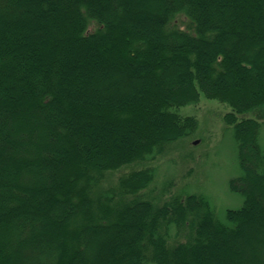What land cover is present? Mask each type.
Here are the masks:
<instances>
[{
  "label": "trees",
  "instance_id": "1",
  "mask_svg": "<svg viewBox=\"0 0 264 264\" xmlns=\"http://www.w3.org/2000/svg\"><path fill=\"white\" fill-rule=\"evenodd\" d=\"M201 92L238 144L226 220L151 195ZM263 104L264 0H0V264H264Z\"/></svg>",
  "mask_w": 264,
  "mask_h": 264
},
{
  "label": "rangeland",
  "instance_id": "2",
  "mask_svg": "<svg viewBox=\"0 0 264 264\" xmlns=\"http://www.w3.org/2000/svg\"><path fill=\"white\" fill-rule=\"evenodd\" d=\"M174 110L184 116L197 117L198 126L188 136L172 142L150 162L156 168L151 186L155 194L151 195H159L167 185H171L172 192L183 195L203 193L210 198L218 217L226 220V210L238 208L243 202L242 195L232 191L229 185L233 177L242 173L234 129L224 119L230 107L201 92L197 102ZM242 115L261 122L260 142L264 148V104L250 108ZM129 168L116 171L113 179Z\"/></svg>",
  "mask_w": 264,
  "mask_h": 264
}]
</instances>
